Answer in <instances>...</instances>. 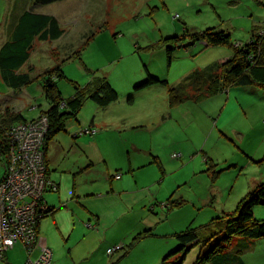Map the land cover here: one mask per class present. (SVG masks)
Segmentation results:
<instances>
[{
	"label": "rangeland",
	"instance_id": "obj_1",
	"mask_svg": "<svg viewBox=\"0 0 264 264\" xmlns=\"http://www.w3.org/2000/svg\"><path fill=\"white\" fill-rule=\"evenodd\" d=\"M30 9L55 16L64 35L56 42H33L21 68L30 81L19 94L0 75L2 107L20 112L27 121L39 118L48 105L38 76L56 64L65 77L57 82L64 99L74 94V83L84 87L102 77L118 95L105 107L85 102L48 148L58 176L74 180L77 194L90 206L109 202L105 194H88L116 187L120 181L115 176L122 175L125 215L107 231L77 226L64 236L53 234L54 225L45 219L42 233L48 227L52 264H160L179 247L175 234L199 230L233 212L264 181V90L235 87L171 106L169 89L232 50L178 45L169 62L166 46L172 44L165 46L168 38L208 28L225 30L234 45L244 44L253 26L264 25V0H64L40 7L31 0H0V46L10 38L16 18ZM148 76L166 84L135 90ZM5 169L0 161V178ZM170 197L181 206L167 208ZM253 214L264 221V206H256ZM148 227H155L154 235L134 243ZM210 233L202 231L201 242L182 264H195L219 241L217 237L206 244ZM237 249H244L243 264H264V239L234 237L224 254Z\"/></svg>",
	"mask_w": 264,
	"mask_h": 264
},
{
	"label": "trees",
	"instance_id": "obj_2",
	"mask_svg": "<svg viewBox=\"0 0 264 264\" xmlns=\"http://www.w3.org/2000/svg\"><path fill=\"white\" fill-rule=\"evenodd\" d=\"M34 7L47 6L64 0H31ZM64 34L57 19L52 15L34 12L33 9L24 10L15 20L10 38L0 46V75L3 83L13 94H19L21 88L30 81V74L22 72L21 68L27 63L33 42L41 43L58 40ZM88 41V40H87ZM166 54L170 62L171 55L178 45L191 42V46L204 43L205 47H229L232 52L228 60L223 64H212L203 71L196 70L188 75L177 87L169 89L170 105L182 103L186 99L201 100L216 94L228 91L235 87H258L264 90V25L253 26L248 42L234 45L230 34L225 30L208 28L200 33L182 34L165 40ZM87 43V42H86ZM66 60H68L66 58ZM64 62V61H63ZM206 70V71H205ZM41 80L44 99L48 105L41 115L48 120V129L44 137L43 150L46 154L49 142L66 127L69 120L76 119L77 114L85 102L90 101L99 107H105L115 102L117 92L112 88L105 77L99 78L84 87L72 83L74 94L64 99L58 90L57 82L64 77L61 64L46 70L38 76ZM166 84L151 76L140 85L134 87L140 90L153 84ZM187 92H194L189 98ZM35 120V119H34ZM27 120L20 112H14L9 106L0 104V161H4L6 168L10 151V131L13 126ZM33 121V120H31ZM90 133L89 130H87ZM46 162V161H45ZM47 169V167H46ZM47 171V170H46ZM181 202L167 200V208L181 206ZM256 206H264V181L238 203L236 209L220 218H215L201 229H186L175 234L176 241L180 244L173 252L162 259L160 264H182L191 248L201 242L202 231L210 230L205 241L208 244L213 238L219 237V241L207 249L195 264H243L240 256L244 249L224 254L227 246L234 237L249 239H264V221L254 218L253 210ZM53 212V209L45 206L39 212L37 228L42 217ZM151 230H147L134 238V243L141 238L152 236ZM132 243L130 247L134 244Z\"/></svg>",
	"mask_w": 264,
	"mask_h": 264
},
{
	"label": "built area",
	"instance_id": "obj_3",
	"mask_svg": "<svg viewBox=\"0 0 264 264\" xmlns=\"http://www.w3.org/2000/svg\"><path fill=\"white\" fill-rule=\"evenodd\" d=\"M47 129V117L40 115L16 124L10 131L9 156L0 178V259L21 245L28 256L27 264H51L52 253L39 243L37 228L39 212L45 209L43 194L55 188L47 179L43 150Z\"/></svg>",
	"mask_w": 264,
	"mask_h": 264
},
{
	"label": "crops",
	"instance_id": "obj_4",
	"mask_svg": "<svg viewBox=\"0 0 264 264\" xmlns=\"http://www.w3.org/2000/svg\"><path fill=\"white\" fill-rule=\"evenodd\" d=\"M61 38L55 40V42L59 41ZM201 44L202 47H205L204 43ZM212 48H218V47H212ZM219 55H220L219 59H217V61L214 62L213 64H218L223 60L224 61L227 60L231 56V52L230 54H227L226 52L225 53L221 52L219 53ZM91 125H93L92 121H91ZM89 144L90 143H85V146H88ZM50 155H51L50 149L48 148L45 154L47 179L55 186V188L54 189L48 188L45 191V193L43 194V201L45 203V206L53 209V212L42 217L39 221L38 238H39V243L41 245L47 246L48 248L50 246H53L52 242H50L51 238L48 236V227L46 228L45 232L42 233V222L45 219H49L50 220L49 222H51L54 225V228L50 229L53 234L59 233L60 235L64 236L67 232L73 233L75 227L77 226L87 228L88 231L91 230L97 232L99 229H104L105 231H107L108 227L112 226L115 222L119 221L121 218L124 217L125 200H123L121 195L125 193V190H121V189L125 188V182L122 181L123 178L122 175L120 177L115 176V178H118V181H120L118 184L115 185L116 187L110 186L111 189L108 191L106 190L105 192L106 186H104L101 188L102 192H92L91 194H88L89 196L92 197H101L102 195L105 194V196L109 197L110 199L109 202L101 206H96V205L90 206L89 204L86 203L87 200L86 201H84L85 199L82 200V198H80V196L77 194L75 190L74 180H70L69 177V180L63 181V179L60 176H58V173L55 169L57 168V166L54 165L55 163L54 157ZM51 173H55L56 177L55 175L52 176ZM67 174L70 176L69 173ZM69 183H70V187H69ZM119 190L121 191L119 192ZM116 191L119 192V194L113 195ZM127 203L131 204L130 201H127ZM116 205L119 207H117ZM119 208H121V210ZM61 216H64V218L60 222H58ZM62 221L66 223L65 226H62ZM64 222L63 224H65ZM154 228L155 227H148L147 229L144 230V232L147 230H151L152 232ZM167 255L168 254H166L163 258H165ZM25 257L26 254L22 246L16 245L15 247H13L12 249L8 250L5 253L3 259H0L1 260L0 264H20V263L23 264L24 261L26 262ZM52 259H53V253H52Z\"/></svg>",
	"mask_w": 264,
	"mask_h": 264
},
{
	"label": "water",
	"instance_id": "obj_5",
	"mask_svg": "<svg viewBox=\"0 0 264 264\" xmlns=\"http://www.w3.org/2000/svg\"><path fill=\"white\" fill-rule=\"evenodd\" d=\"M190 45H191V42H188L187 44L181 45V47H187V46H190Z\"/></svg>",
	"mask_w": 264,
	"mask_h": 264
}]
</instances>
